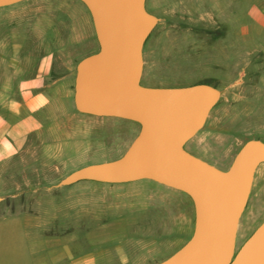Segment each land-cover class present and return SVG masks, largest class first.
Instances as JSON below:
<instances>
[{
	"label": "rangeland",
	"instance_id": "374dc122",
	"mask_svg": "<svg viewBox=\"0 0 264 264\" xmlns=\"http://www.w3.org/2000/svg\"><path fill=\"white\" fill-rule=\"evenodd\" d=\"M145 6L158 21L144 42L141 83L220 89L185 148L225 168L247 139L264 141V0H145ZM89 15L80 0L0 7V108L36 75L44 54L54 65L42 128L29 136L22 159L0 163V264H157L192 234L193 203L177 189L148 179L56 186L83 165L116 158L139 131L133 120L81 113L72 104L76 64L97 49L76 42L85 37ZM66 42L67 50H57ZM53 78L63 85L48 86ZM263 218L261 163L237 246Z\"/></svg>",
	"mask_w": 264,
	"mask_h": 264
},
{
	"label": "water",
	"instance_id": "95a60500",
	"mask_svg": "<svg viewBox=\"0 0 264 264\" xmlns=\"http://www.w3.org/2000/svg\"><path fill=\"white\" fill-rule=\"evenodd\" d=\"M22 0H0V7ZM88 10L98 50L78 61L73 102L77 111L133 120L139 131L111 160L83 165L56 184L148 179L187 194L194 208L189 239L157 264H264V219L239 245L238 223L264 141L247 139L222 169L191 153L185 143L205 124L220 98L216 86L141 83L144 42L158 21L145 0H80Z\"/></svg>",
	"mask_w": 264,
	"mask_h": 264
},
{
	"label": "crops",
	"instance_id": "0c3cea01",
	"mask_svg": "<svg viewBox=\"0 0 264 264\" xmlns=\"http://www.w3.org/2000/svg\"><path fill=\"white\" fill-rule=\"evenodd\" d=\"M80 41L86 42L88 46L97 47L94 52L98 50V42L95 37L92 20L90 25L85 28V37L76 40V42ZM57 48L59 51L67 50L68 43H61ZM89 54L81 56L80 59ZM53 66L52 57L49 54H44L38 65L36 75L20 82L17 98H9L8 100L3 101L2 108H0V163L18 155L19 159H22V157L25 156L23 152L26 151L30 143L33 141L29 136L32 133L38 132L42 128L44 120L42 109L50 106V100L48 98L50 97V94L44 90V87L46 86V77L53 73ZM66 77L67 74L64 73L62 78ZM63 82L64 81H61V79L53 78L48 86L53 87L55 90L59 85H63ZM72 104L74 105L73 96ZM231 161L222 169L228 168ZM263 219L247 234L244 235L242 233L241 243L254 231Z\"/></svg>",
	"mask_w": 264,
	"mask_h": 264
},
{
	"label": "flooded vegetation",
	"instance_id": "af4514ba",
	"mask_svg": "<svg viewBox=\"0 0 264 264\" xmlns=\"http://www.w3.org/2000/svg\"><path fill=\"white\" fill-rule=\"evenodd\" d=\"M217 166V165H216ZM219 167V166H218ZM220 168H222V167H220ZM236 244H237V241H236Z\"/></svg>",
	"mask_w": 264,
	"mask_h": 264
}]
</instances>
